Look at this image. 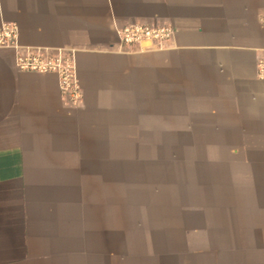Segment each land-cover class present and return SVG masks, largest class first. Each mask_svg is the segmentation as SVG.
<instances>
[{
  "label": "crops",
  "instance_id": "crops-1",
  "mask_svg": "<svg viewBox=\"0 0 264 264\" xmlns=\"http://www.w3.org/2000/svg\"><path fill=\"white\" fill-rule=\"evenodd\" d=\"M171 25L164 50L118 30ZM75 49L84 99L0 48V264H264V0H0Z\"/></svg>",
  "mask_w": 264,
  "mask_h": 264
},
{
  "label": "built area",
  "instance_id": "built-area-1",
  "mask_svg": "<svg viewBox=\"0 0 264 264\" xmlns=\"http://www.w3.org/2000/svg\"><path fill=\"white\" fill-rule=\"evenodd\" d=\"M122 50L134 53L143 50H164L175 37L171 25L132 23L118 30ZM0 48L17 51V67L24 72L55 74L59 77L62 98L68 106H80L84 94L79 82L75 49H51L23 47L19 28L8 24L0 30ZM258 77L264 81V52L258 59Z\"/></svg>",
  "mask_w": 264,
  "mask_h": 264
}]
</instances>
